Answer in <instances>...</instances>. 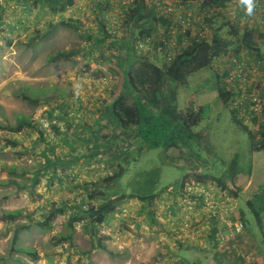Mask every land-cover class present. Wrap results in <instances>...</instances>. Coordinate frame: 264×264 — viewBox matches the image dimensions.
Here are the masks:
<instances>
[{"label":"rangeland","instance_id":"rangeland-1","mask_svg":"<svg viewBox=\"0 0 264 264\" xmlns=\"http://www.w3.org/2000/svg\"><path fill=\"white\" fill-rule=\"evenodd\" d=\"M21 1H23L20 3L22 17L28 21V15L32 16L34 11L38 10V3L41 1ZM176 1L182 3L183 0ZM64 2V0H43L41 3L53 5L52 8H48L47 18L39 19L36 24L31 22L30 27H26L25 30L19 28L13 30L16 32L9 31L7 33L11 36L9 41L5 34L7 29L0 27V180L8 179L7 171L13 167L18 174L13 179L18 183H25L23 188L0 186V264H109L110 259L105 255L102 258L100 251L94 256L93 251L101 243L100 239L107 236V232L99 231L100 227L94 229L89 216H83L75 223L72 248L68 242L58 243L56 240H51L56 235L67 232L64 226L69 220L67 213L55 216L51 227L45 231L38 230L35 221L46 217V213L53 205L58 206V203L63 205L68 200L75 203L72 199H81L85 205L94 206L105 202L101 198L97 200L86 198L91 191H102V181L119 172L124 175L108 187L106 196L110 199L121 195L144 196L154 193L157 197L166 193L173 185H178L184 177L186 183L201 181L220 188L213 178L230 180L227 172L233 168L236 172L233 182L237 191L236 195L229 191L227 193L237 202L235 211L245 212V230L253 235L258 247L264 250V210H262L264 209V150H256L259 138L252 141L248 132L241 128H247L254 134V124L249 122L246 126L240 127L231 118L230 99L236 93L227 103L220 100L219 93H225L226 90L224 73L218 62L212 64L214 70L204 68L190 75L186 84L177 90L178 111L184 112L189 104L194 106L196 111L201 110L199 124L189 132L190 135H194V139L187 145L177 142L168 149L162 146L149 149L139 144L136 139H132L131 148L136 147V149L127 153L128 143L125 145L121 141L118 142L110 117L105 112V101L114 87L119 84L117 70L127 71V67L122 66L126 59V44H132L133 33L122 24L119 33L115 35V42L105 40L100 44L101 50L94 51L93 55H90L83 48L84 45L88 40L107 37L106 32L110 29L108 14L116 16L121 10L116 9V13L108 12V9L101 11V8L91 11L89 0H78L79 9L82 10L80 15L77 5L64 15V12L59 11L60 3ZM230 3L235 1L232 0ZM51 9H54V12ZM226 16L228 18V14ZM62 19L70 25V28L59 25ZM8 21L12 23L14 20ZM226 23L227 21L219 19L211 26L207 25L210 36L213 28L219 29V37L225 38L228 30ZM40 34L43 38H38L36 41L31 39L33 35L38 37ZM122 41L125 44L119 43ZM61 50H73L75 55L68 60L46 63L48 55ZM148 52L152 61L158 66L167 61L151 51ZM137 54L139 57L143 56ZM136 65L137 62L131 59L130 66ZM22 90L33 93L32 95H36L35 90H39L40 94L37 95L39 102L29 103L14 95L18 91L21 93ZM62 93L65 96L62 97ZM127 97V101L131 103L132 97ZM81 103L83 109L77 112L71 110L68 113L71 118L65 117L67 106L75 109L76 105ZM63 105H66L65 109L61 108ZM98 106L101 108L96 111L99 119L95 130L99 137H102L101 133L109 136L104 140L102 146L104 150L99 152L102 147L94 150V145L97 143L95 137L84 132L87 140H91L88 142L89 147H85L88 154L83 155L87 160L89 158L96 165L103 167L99 166V171H90V175L96 176L89 177L88 180L82 178L70 180L69 178L75 177V173L70 172L65 176L68 178H65L67 179L65 186L61 190L56 188L55 191L59 190L57 197L60 198L53 202L54 197L48 196L46 180L43 178L41 183H36L34 177L40 169H42L41 173H47L46 170L57 163V160L54 156L51 159L49 155L46 158L40 154H32L36 152L30 147H36L37 151L44 152L48 142L46 138L50 139L48 136L61 139L63 132L69 134L67 130L72 127L71 120H75L78 124V120H81L77 119L78 116L82 117L89 113L91 107ZM19 117L31 118L35 124L15 135L8 128L14 126ZM41 118L47 120L45 123H49L47 128L40 124ZM66 119L69 122H66ZM57 124H59L58 131H55L53 125ZM84 125L90 127L82 120L79 130L82 131ZM77 132L73 135L78 134ZM71 137L76 141L68 143L65 148L79 150L77 137L72 135ZM53 138H51L52 142L55 141ZM11 139L15 142V146H7V141ZM38 163L40 165H36ZM27 169L30 171L28 172ZM39 194L41 195L37 198L36 195ZM247 201L250 202L248 205ZM121 208L127 209L134 217L131 208ZM19 209L22 210V215L17 216L14 221L3 219L4 212ZM111 216L110 214L106 219L109 220ZM132 216H126L119 221L124 222L128 217L133 218ZM182 231L187 232L186 229ZM14 233H17V241L13 244ZM90 233H93V236ZM109 235L112 240L114 236L120 239V234L116 231ZM21 247L35 250L37 259L32 260L28 255L17 251Z\"/></svg>","mask_w":264,"mask_h":264},{"label":"trees","instance_id":"trees-1","mask_svg":"<svg viewBox=\"0 0 264 264\" xmlns=\"http://www.w3.org/2000/svg\"><path fill=\"white\" fill-rule=\"evenodd\" d=\"M64 1V3H60V12L75 7L78 0ZM187 1L188 0H183L181 4L184 5ZM231 1L232 0H204L203 2V9L207 15L205 24L211 26L215 20L219 19L227 21L226 25L228 30L225 38L219 37V29L212 28V35L209 39L193 43L179 54L175 55L171 60L164 62L161 66H158L152 61L150 54H148L149 52H138L135 49V42L143 35H149L157 28L167 26L168 21L163 17H158L154 11H150L141 4L126 11L123 26L133 33L131 39L132 44H126V59L122 66L127 67V71L126 69L120 71L116 69L120 79L119 84L114 87L109 98L105 101V112H107L110 117V123L116 132L115 134L118 142L121 141L124 144L128 143L126 146L128 148L127 153L129 151L133 152V149H136V147L131 148V145L133 146L132 139H136L139 144L149 149H156L161 146L164 149H168L171 146H175L177 142H182L185 145L190 143L189 141L194 139V135H190L189 132L191 128L199 124L201 120V110L196 111L194 106L189 104L184 112L178 111L176 106L178 88L186 84V80L190 75L204 68L214 70L212 64L217 61L219 65L222 62H219L222 57L228 58L229 55H239L242 52L255 54L260 57L263 55L261 53L260 40L255 37L254 33L249 29L240 30L235 21L232 22L227 18L226 9L228 5L231 4ZM0 7L2 6L0 5ZM97 8H101V11H106L108 9V7H103L102 5H98ZM4 23L0 15L1 28H3L2 25ZM59 25L70 28V25H68L64 19L60 21ZM10 30H13L12 27ZM106 34L107 37H102L99 40H88L83 48L88 50L90 55H93L92 53L94 51L101 50L100 44L105 40H109L113 43V34L110 33V30H108ZM38 38L41 39L43 36H41V34L38 37L33 35L31 39L36 41ZM137 53L143 54V56L139 57ZM74 55L75 51L73 50L57 51L46 57V63L51 64L60 60H68ZM131 59L137 62L135 67L130 66ZM35 92L36 95H32L33 93H26L25 90H22L21 93L18 91L14 95L29 103L37 104L39 102L37 95L40 93H38L39 90H35ZM233 94L234 93L231 92L219 93V98L223 103H227ZM61 95L62 97L65 96L64 93ZM127 96L132 97L131 103L127 101ZM230 114L233 121L241 127L232 110H230ZM33 124L35 123L31 118L19 117L14 126L6 128L13 132V134L18 135L21 130L30 128ZM58 125L59 124L53 125V130L58 131ZM241 128L248 132L252 141L259 138L257 142L258 149L256 150H264V119L259 123L255 122L254 134L248 131L247 128ZM7 142V146H15V142L12 139ZM120 146L123 145L120 144ZM227 173H229L230 180H222L220 178H213V180L223 191H229L231 194L236 195L237 189L233 182V177L236 172L233 168H230ZM7 174L8 179L0 180V186L23 188L24 182L18 183L13 179L15 175H18L13 167L10 168V171H7ZM123 175L124 173L119 172L114 176L106 177L102 181V191L93 189L94 191H91L86 198L89 200L101 198L104 199L105 202L98 206L86 205L85 209H82L81 206H77L74 202H70L69 200L68 202L65 201L61 206L53 205L46 213V217L35 221L37 229L40 231L49 229L55 216L67 213L69 215V220L64 225L67 232L65 234H58L51 240H56L58 243L68 242L72 248L75 223L81 220L83 216H89L90 223L93 225L94 229H96L97 226L103 224L109 214L116 210L117 205L126 198L148 202L156 198L155 193L144 196L121 195L111 199L108 198L106 196L108 195V187H111L114 182L119 181ZM178 184H180L181 187L186 184L185 177L180 180ZM249 203L250 202L247 201V205ZM21 215L22 210L19 209L4 212L2 217L12 222L17 216ZM235 215L236 218L244 221V210L237 211ZM90 234L93 236V233ZM16 241L17 233H14L12 243L14 244ZM97 246L101 247V244L99 243ZM17 251L28 255L32 260L37 259L36 251L33 249L21 247L18 248Z\"/></svg>","mask_w":264,"mask_h":264},{"label":"crops","instance_id":"crops-1","mask_svg":"<svg viewBox=\"0 0 264 264\" xmlns=\"http://www.w3.org/2000/svg\"><path fill=\"white\" fill-rule=\"evenodd\" d=\"M5 1L3 6L0 7V15L5 22L2 27L7 29L5 32L7 41L11 40V36L7 34L11 31V25H15L12 27L13 30H18L19 28L25 30L26 27H30L31 22L36 24V21L38 22L39 19L47 18L46 14L49 10L48 8H52L53 6L50 3H41L43 0H40L41 2L38 3V10L34 11L32 16L28 15L29 18L27 19L28 21H26V18L22 17L23 13L20 7V3H23V1ZM234 1L235 3H231L232 6L239 9L244 6V1ZM76 5L79 11L78 15H80L82 10L79 9L78 3ZM68 10L69 9L64 11V15H66L65 12ZM4 19H6V21ZM8 20L14 21L11 23ZM234 21L237 23L240 30L249 29L254 33L255 37L260 40L261 53L263 54L262 56H264V25H259L255 17L248 20L239 18ZM23 22H25V24ZM13 30L12 32H16ZM219 67L223 71V64L220 63ZM25 85L28 86L27 84ZM67 107L68 108H66V105L61 107L64 109L66 108V118L69 116L68 113L71 110L72 112H76L73 107ZM98 108L101 107H91V112L89 109L88 114L82 117L78 116L79 118L77 119H81L78 120V124L75 123V120H71V123H73L72 127L69 130L68 128L70 126L69 124L67 125L69 134L65 133L66 131L63 132V141L62 138L48 136L50 139L46 138L48 142L44 152L37 151L36 147H30L36 152H32V154H40V156H46V158L49 155L51 159L54 156L57 160V163L51 165L47 173H41L39 170L34 177L36 178V183H41L43 178L46 180L45 185L48 186V196L54 197L52 200L53 202H56L57 198H60L57 197V192L65 186V181L68 179L65 176L70 172L75 173V177L73 176L75 180L80 178L88 180L89 177L96 176L90 175V171H99V166L103 167V165H96V163L90 161L89 158L87 160V157L83 155L84 153L88 154L85 147H89L88 142L91 140H87V137L84 136V132L95 137L94 140H96L97 143L94 145V150H98L99 147L101 148L104 145L105 138L109 136L101 133L102 137H99L95 130V126L99 119V117L96 116V114H98L96 111H99ZM69 117L71 118V116ZM82 120L83 122H87L90 127L84 125L81 131L79 130V124ZM66 122L69 121L66 119ZM76 131H78V134L73 135ZM71 135L77 137V142L80 145L79 150L77 148H74L75 151L70 148H65L66 145L68 146V143L76 141ZM51 138L55 141L52 142ZM103 150L104 147H102L99 152ZM36 165H40V163ZM37 168L39 167H36V169ZM29 169H27L28 172L30 171ZM93 174H95V172ZM69 179L73 180L72 178ZM73 183L75 184L74 181ZM56 188L59 190L55 191ZM40 195L41 194L36 195L37 198H39ZM161 200H165L164 205L158 207V203ZM175 202V196L171 197L165 193L160 194V196H157L151 202L126 198L122 201L125 205L122 203L117 205L116 210L111 213L112 217L107 221V227L104 231V233L107 232V236L100 239L101 247L97 246L98 248L93 251L94 256L97 251H100V256L102 258L103 255H105L110 259L109 264H153L156 261L162 262L163 264H264V250L258 247L256 239L245 229L241 235L224 245H220L214 241L213 234H211L214 233V231L213 229L211 230V225H207V221L199 217L197 223L199 222L200 224L196 223V231L187 230V232H183L180 228L179 220L180 218H184L185 214L189 211H187V209L186 211L184 209H177ZM234 204V209L237 210L236 200H234ZM58 206H61V204L58 203ZM121 207L131 208L134 212V218L128 217L124 222H120L119 219L115 217V213L121 209ZM130 216H132V213ZM111 220L115 221L111 222ZM114 231L120 234V241L111 239L109 234ZM94 245H96V243Z\"/></svg>","mask_w":264,"mask_h":264},{"label":"built area","instance_id":"built-area-1","mask_svg":"<svg viewBox=\"0 0 264 264\" xmlns=\"http://www.w3.org/2000/svg\"><path fill=\"white\" fill-rule=\"evenodd\" d=\"M89 1L91 11H96L98 5L108 7V12L114 11L116 13V9L121 10V13L116 16L112 13L113 16L108 14L110 17L109 30L113 34L112 42H115V35L120 31L126 11L138 4L154 11L158 17H163L168 21L167 26L159 27L151 34L143 35L135 42V49L138 52L151 51L156 56L171 60L193 43L205 41L210 37L208 26L205 24L207 15L203 9L204 0H188L184 5L176 0ZM3 4L4 0H0V5L3 6ZM254 4L255 7L251 16L246 14L245 5L239 9L229 4L226 14L229 15L228 18H231V21L239 18L248 20L255 17L259 25H264V0H254ZM119 43L125 44L123 41ZM219 62L224 67L225 93L231 91V93H236L230 99V103L231 110L236 115L240 125L246 126L249 122L252 124L261 122L264 119V57L242 52L239 55H229L228 58L222 57ZM81 108L83 109V104H77L76 112L80 111ZM45 121L47 120L41 118L40 124L47 128L49 123H45ZM165 194L176 197L175 206L177 209L189 211L184 218L179 220L182 230L193 231L198 217L205 219L207 225H211V230L214 231L211 233L214 241L224 245L241 235L245 229V222L236 218L234 199L228 195L227 191L209 183H186L182 187L180 184L173 185ZM72 200L77 206L85 209L86 205L82 203L81 199ZM164 202L165 200L159 201L158 207H162ZM126 216H130V213L125 208H121L115 213V217L119 220ZM107 221L105 219L102 225L97 226L100 227L99 231L102 233L107 227ZM113 221L115 220H111V222ZM113 240L119 241V238L114 236ZM156 264L163 263L156 262Z\"/></svg>","mask_w":264,"mask_h":264},{"label":"clouds","instance_id":"clouds-1","mask_svg":"<svg viewBox=\"0 0 264 264\" xmlns=\"http://www.w3.org/2000/svg\"><path fill=\"white\" fill-rule=\"evenodd\" d=\"M246 14L251 16L255 7L254 0H244Z\"/></svg>","mask_w":264,"mask_h":264}]
</instances>
